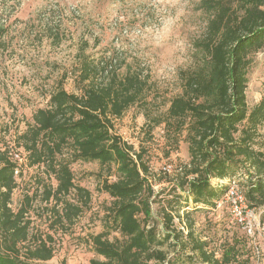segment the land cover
Listing matches in <instances>:
<instances>
[{"label":"trees","instance_id":"1","mask_svg":"<svg viewBox=\"0 0 264 264\" xmlns=\"http://www.w3.org/2000/svg\"><path fill=\"white\" fill-rule=\"evenodd\" d=\"M204 6L209 21L196 44L197 60L179 72L180 92L166 113H151L149 81L138 72L121 75L111 60L95 64L81 54L77 91L60 86L49 105L34 112L15 149L0 152V264H35L54 257L52 235L31 231L33 196L25 195V203L12 209L23 168L13 154L20 149L26 166L43 173L39 187L43 201L51 204L54 231L73 225L91 203V192L75 184L71 164L98 162L110 176L115 167L117 179H106L100 187L112 201L105 207L103 231L89 237L95 254L90 264H180L182 257L198 264H251L244 236L224 241L217 255L195 235L188 209L191 204L194 210L215 209L238 177H243L238 184L245 188L248 207L264 208V96L252 109L246 96L250 54L264 46V0H206ZM136 106L150 133L163 127L170 150L182 141L188 145L189 162L157 193L145 151L114 132V119ZM157 202L162 232L152 215ZM167 245L174 256L163 249Z\"/></svg>","mask_w":264,"mask_h":264},{"label":"rangeland","instance_id":"2","mask_svg":"<svg viewBox=\"0 0 264 264\" xmlns=\"http://www.w3.org/2000/svg\"><path fill=\"white\" fill-rule=\"evenodd\" d=\"M205 1L0 0V28L4 29L0 40V152L15 149L34 112L46 108L60 86L70 93L77 91L81 54L95 64L111 60L112 68L121 75L131 69L138 72L149 81L151 113H166L168 103L180 92L179 72L197 60L196 44L204 37L209 21ZM250 58L246 96L252 109L264 96V46L253 51ZM113 123L114 132L124 142L145 151L154 193L169 187L168 181L176 179L178 167L189 162L188 145L182 141L176 150H170L163 127L150 133L140 107L130 108ZM261 133L264 137V126ZM22 167L12 209L19 208L25 195L33 196L28 214L31 231L38 236L50 233L54 239V257L35 264H90L95 254L89 237L103 231L105 207L112 201L100 187L106 179H117L115 167L110 176L98 162L71 164L75 184L90 191L92 199L73 225L64 226V231L50 230L54 218L51 204L41 196V169L25 164ZM242 179L238 177L235 184L244 194L245 188L238 184ZM188 211L195 235L208 242L217 255L224 241L239 235L251 247V264H264V208L243 209V223L235 219L226 198L215 209L194 210L191 204ZM152 215L162 232L159 202L152 204ZM163 249L174 256L168 245ZM180 264L198 263L182 257Z\"/></svg>","mask_w":264,"mask_h":264},{"label":"built area","instance_id":"3","mask_svg":"<svg viewBox=\"0 0 264 264\" xmlns=\"http://www.w3.org/2000/svg\"><path fill=\"white\" fill-rule=\"evenodd\" d=\"M13 160L17 162L19 167H21L23 164L26 165L25 154L20 150L14 152ZM19 171L20 170L18 168V170L16 171V176H18ZM225 198L227 199V201L230 202L235 219L238 222L243 223L244 218L242 217V211L243 209H248L249 207L244 194L239 192V189L236 187L235 183H233L231 189L226 194Z\"/></svg>","mask_w":264,"mask_h":264},{"label":"clouds","instance_id":"4","mask_svg":"<svg viewBox=\"0 0 264 264\" xmlns=\"http://www.w3.org/2000/svg\"><path fill=\"white\" fill-rule=\"evenodd\" d=\"M181 11H183L182 9H181ZM180 13L178 12V15H179Z\"/></svg>","mask_w":264,"mask_h":264}]
</instances>
